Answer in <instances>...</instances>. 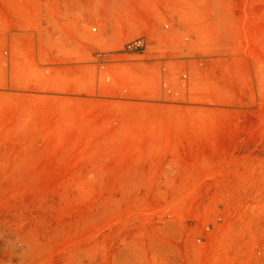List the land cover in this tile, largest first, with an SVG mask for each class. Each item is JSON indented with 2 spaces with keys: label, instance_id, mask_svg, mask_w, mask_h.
Here are the masks:
<instances>
[{
  "label": "rangeland",
  "instance_id": "374dc122",
  "mask_svg": "<svg viewBox=\"0 0 264 264\" xmlns=\"http://www.w3.org/2000/svg\"><path fill=\"white\" fill-rule=\"evenodd\" d=\"M0 264H264V0H0Z\"/></svg>",
  "mask_w": 264,
  "mask_h": 264
},
{
  "label": "built area",
  "instance_id": "2783aa9c",
  "mask_svg": "<svg viewBox=\"0 0 264 264\" xmlns=\"http://www.w3.org/2000/svg\"><path fill=\"white\" fill-rule=\"evenodd\" d=\"M133 45H134V47L139 48V49H143L144 48V44H143V42L140 39L135 41Z\"/></svg>",
  "mask_w": 264,
  "mask_h": 264
}]
</instances>
